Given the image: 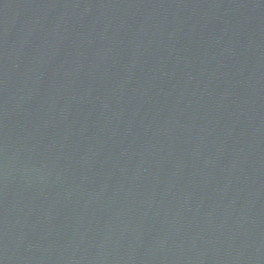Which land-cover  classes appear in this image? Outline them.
<instances>
[{
	"label": "water",
	"instance_id": "95a60500",
	"mask_svg": "<svg viewBox=\"0 0 264 264\" xmlns=\"http://www.w3.org/2000/svg\"><path fill=\"white\" fill-rule=\"evenodd\" d=\"M0 264H264V0H0Z\"/></svg>",
	"mask_w": 264,
	"mask_h": 264
}]
</instances>
